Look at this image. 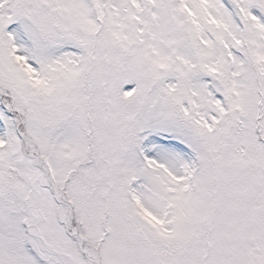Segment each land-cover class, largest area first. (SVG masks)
Segmentation results:
<instances>
[{"label": "snow or ice", "instance_id": "snow-or-ice-1", "mask_svg": "<svg viewBox=\"0 0 264 264\" xmlns=\"http://www.w3.org/2000/svg\"><path fill=\"white\" fill-rule=\"evenodd\" d=\"M0 264H264V0H0Z\"/></svg>", "mask_w": 264, "mask_h": 264}]
</instances>
